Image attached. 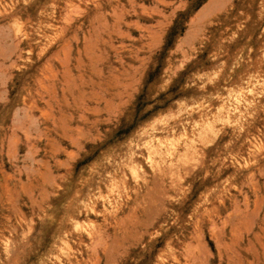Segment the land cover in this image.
Here are the masks:
<instances>
[{"label":"rangeland","instance_id":"1","mask_svg":"<svg viewBox=\"0 0 264 264\" xmlns=\"http://www.w3.org/2000/svg\"><path fill=\"white\" fill-rule=\"evenodd\" d=\"M0 264H264V0H0Z\"/></svg>","mask_w":264,"mask_h":264},{"label":"bare ground","instance_id":"2","mask_svg":"<svg viewBox=\"0 0 264 264\" xmlns=\"http://www.w3.org/2000/svg\"><path fill=\"white\" fill-rule=\"evenodd\" d=\"M106 3H107V2H106ZM96 5H97V4H96ZM106 7H107V6H106ZM105 17H106V16H105ZM99 18H100V17H99ZM101 19H102V18H101ZM105 22H106V21H105ZM93 24H94V23H93ZM98 24H99V23H98ZM101 24H102V23H101ZM107 24H108V22H107ZM97 26H98V25H97ZM105 26H106V25H105ZM105 26H104V27H105ZM88 27H89V26H88ZM96 28H97V27H96ZM88 31H89V30H88ZM68 42H69V41H68ZM63 48H64V46H63ZM65 60H66V59H65ZM64 66H65V65H64ZM76 67H77V66H76ZM47 68H48V67H47ZM60 68H61V67H60ZM85 68H86V67H85ZM89 68H91V67H89ZM74 69H75V68H74ZM79 69H80V68H79ZM86 69H87V68H86ZM60 70H62V69H60ZM69 70H70V69H69ZM69 70H67V71H69ZM93 70H94V67H93ZM95 70H96V69H95ZM58 71H59V70H58ZM65 71H66V70H65ZM53 72H54V70H53ZM69 72H70V71H69ZM82 72H84V70H83ZM85 72H86V71H85ZM85 72H84V74H85ZM87 72H88V71H87ZM55 73H57V72H55ZM61 73H63V72L61 71ZM61 73H60V74H61ZM77 73H78V72H77ZM95 73H96V72H95ZM73 74H74V73H73ZM79 74H80V73H79ZM62 75H63V74H62ZM64 75H65V74H64ZM71 75H72V74H71ZM80 75H81V74H80ZM80 75H79V76H80ZM65 76H66V75H65ZM79 76L77 75V77H79ZM53 77H54V75H53ZM68 77H69V76H68ZM73 77H74V76H73ZM56 78H57V77H56ZM66 78H67V77H66ZM52 79H53V78H52ZM64 79H65V78H64ZM80 79H82V78H80ZM86 79H87V78H86ZM56 80H58V79H56ZM61 80H62V79H61ZM66 80H67V79H66ZM64 81H65V80H64ZM67 81H68V80H67ZM80 81H81V80H80ZM115 81H116V80H115ZM118 81H120V80H118ZM118 81H117V82H118ZM84 83H85V80H84ZM84 83H82V84H84ZM52 84H53V83H52ZM60 84H61V83H60ZM68 84H69V83H68ZM68 84H66V85L69 87ZM113 84H114V83H113ZM120 84H121V83H120ZM53 85L55 86V84H53ZM70 85H72V84H70ZM79 86H80V85H79ZM113 86H115V84H114ZM68 87H67V89H68ZM75 88H76V87H74V89H75ZM115 88H116V87H115ZM117 88H118V87H117ZM76 89H77V88H76ZM79 89H80V87H79ZM51 90H52V89H51ZM53 90H54V87H53ZM53 90H52V91H53ZM59 90H60V89H59ZM65 90H66V89H65ZM68 90H69V89H68ZM80 90H81V89H80ZM80 90H79V91H80ZM79 91H78V92H79ZM71 92H72V90H70V93H71ZM115 92H116V91H115ZM115 92H114V93H115ZM118 92H119V91H118ZM52 93H53V92H52ZM54 93H55V92H54ZM56 93H57V92H56ZM56 93H55V94H56ZM61 93H63V92H61ZM114 93H113V94H114ZM66 94H67V92H66ZM111 94H112V92H111ZM111 94H110V96H111ZM79 95H80V94H79ZM58 96H60V95H58ZM58 96H57V97H58ZM61 96L63 97V95H61ZM68 96H69V95H68ZM50 97H51V94H50ZM52 97H54V96H52ZM55 97H56V96H55ZM64 97H65V94H64ZM72 97H73V96H72ZM74 97H75V96H74ZM79 98H80V97H79ZM51 99H52V98H51ZM55 99H56V98H55ZM73 99L75 100L76 98H73ZM47 100H48V99H47ZM62 100H63V99H62ZM62 100H61V101H62ZM61 101H59V102H61ZM64 101H67V100H64ZM57 103H58V102H57ZM63 104H64V103H63ZM65 104H67V102H66ZM59 105H60V104H59ZM54 106H55V105H54ZM70 106H71V105H70ZM66 107H67V105H66ZM68 107H69V106H68ZM68 107H67V108H68ZM62 108H63V107H62ZM55 109H56V108H55ZM251 249H252V247H251ZM236 256H238V255H236Z\"/></svg>","mask_w":264,"mask_h":264}]
</instances>
